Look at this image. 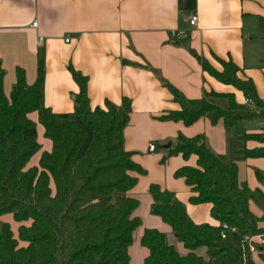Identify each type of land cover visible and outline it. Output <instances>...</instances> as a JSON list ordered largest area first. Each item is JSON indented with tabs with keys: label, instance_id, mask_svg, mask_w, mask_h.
Returning a JSON list of instances; mask_svg holds the SVG:
<instances>
[{
	"label": "trees",
	"instance_id": "16d2710c",
	"mask_svg": "<svg viewBox=\"0 0 264 264\" xmlns=\"http://www.w3.org/2000/svg\"><path fill=\"white\" fill-rule=\"evenodd\" d=\"M188 50L201 67L221 82L233 84L252 103L236 101L231 91L209 90L190 105L178 89L156 74L179 104L158 120L189 124L206 116L212 123L221 119L229 128L237 120L264 117V112L257 110L264 100L256 95L249 77L237 75L238 66L230 58L217 56L222 67L217 69L192 48ZM67 69L77 86L74 107L71 112L55 113L43 103L41 48L36 51L34 81L27 84L23 70L17 67L8 96L2 91L4 71L0 66V215L10 214L18 224L14 236L9 224L0 221V264H128L127 248L140 220L131 216L137 200L126 192L136 182L130 172H144L132 161V153L123 148L122 131L130 101L122 97L119 105L106 101L103 107L90 108L86 77L71 66ZM31 112L36 113L51 147L40 152L37 166L26 167L40 149L35 122L28 117ZM239 136L263 140L264 125L260 132ZM165 151V156L179 153L183 158L195 154L196 165H182L173 176L184 179L191 188L190 202L211 203L209 213L219 222H195L173 192L150 184V213L170 226L187 252L179 254L163 233L144 228L139 244L148 253L142 264H243L239 251L228 243L231 232L225 230L227 237L221 238L220 223L233 226L238 234L262 232L248 202L254 194L260 195L258 190L238 182L236 161L226 162L214 153L202 132L190 136L178 133ZM260 154L264 155V146L245 147L235 157ZM255 171L257 179L264 182V172ZM202 245L207 260L196 251ZM258 256L264 262V247ZM245 264L257 263L248 258Z\"/></svg>",
	"mask_w": 264,
	"mask_h": 264
},
{
	"label": "crops",
	"instance_id": "0c3cea01",
	"mask_svg": "<svg viewBox=\"0 0 264 264\" xmlns=\"http://www.w3.org/2000/svg\"><path fill=\"white\" fill-rule=\"evenodd\" d=\"M193 13L195 24H190L188 18ZM259 18L264 20V0H0L2 91L8 96L17 67L23 70L27 84L34 81L36 51L41 48L43 103L52 112L73 110L72 96L75 97L77 86L68 66L86 77L90 108L103 107L106 101L119 105L122 97L128 98L130 112L122 131L123 148L132 153V161L144 171L130 172L136 182L126 192L137 200L131 216L140 220L132 231V242L136 239L139 244L142 230L152 228L163 233L179 254H185L187 250L176 241L170 226L150 213V184L173 192L195 222L219 221L209 213L211 203L190 202L191 188L184 179L173 176L182 165H196L195 154L185 158L179 153L165 156L163 146L171 143L178 133L190 136L202 132L214 153L226 162L236 161L238 182L260 193L248 202L258 217V226L264 229L261 214L264 182L257 179L255 171L264 172V155L235 157L245 147L264 146V139L239 136L244 132H260L264 117L237 120L229 128L223 126L221 119L212 123L206 116H199L189 124L158 120L167 111L178 109L179 104L156 74L178 89L190 105L209 90L231 91L236 101L242 102L241 90L221 82L201 67L188 50L190 47L217 69L222 68L217 56L230 58L238 66L237 75L249 77L256 95L264 100V22ZM181 29L186 35L170 37V32ZM28 117L35 122L40 149L29 158L26 167L37 166L40 152L51 147L36 113L31 112ZM148 144L155 146L153 151H148ZM0 221L8 223L16 235L18 224L10 214L0 215ZM139 246L134 247L135 264H142L148 253ZM196 251L207 260L203 245ZM256 257L257 264L264 263L258 253Z\"/></svg>",
	"mask_w": 264,
	"mask_h": 264
},
{
	"label": "built area",
	"instance_id": "2783aa9c",
	"mask_svg": "<svg viewBox=\"0 0 264 264\" xmlns=\"http://www.w3.org/2000/svg\"><path fill=\"white\" fill-rule=\"evenodd\" d=\"M195 20H196V14L193 13L189 16L188 22H190V24H195ZM33 25L35 24L33 23ZM173 35L184 36L186 35V31L181 29V30H175V31L170 32V37L173 38ZM242 102L251 104L252 99L248 96H244ZM154 148L155 146L153 144H148V147H147L148 151L151 152L154 150ZM220 224L222 226V228L220 229L221 238L227 237V233L225 232V230L231 233L236 231L233 226L232 227L228 226L226 222H221ZM237 246L239 247V254H240L241 260L243 264H245L248 258H250L251 253L257 254L261 250H263L264 230L262 232H247L243 234H238Z\"/></svg>",
	"mask_w": 264,
	"mask_h": 264
},
{
	"label": "rangeland",
	"instance_id": "374dc122",
	"mask_svg": "<svg viewBox=\"0 0 264 264\" xmlns=\"http://www.w3.org/2000/svg\"><path fill=\"white\" fill-rule=\"evenodd\" d=\"M257 110L259 111H263L264 112V104H262V105H259V107H257ZM38 139H41V138H44V137H37ZM40 144V143H39ZM171 145V144H170ZM170 147V146H169ZM157 148V147H156ZM157 150H158V148H157ZM160 150V149H159ZM261 205H264L263 203L261 204ZM262 207V206H261ZM261 214H263V216H264V207H263V211H262V213ZM237 241H238V235L237 234H231V236L229 237V239H228V243L230 244V246L231 247H234V249L236 250V251H239V247L237 246ZM134 247H139V248H141L140 246H139V244H138V242H137V240L136 239H134L133 240V242H132V244L130 245V247H129V258L131 259V263L130 264H135V258H134V254H135V252H134ZM199 250H201V249H199ZM250 259L251 260H253V262H256L257 261V257H256V254L255 253H251V255H250ZM257 263V262H256ZM204 264H206L205 262H204Z\"/></svg>",
	"mask_w": 264,
	"mask_h": 264
},
{
	"label": "water",
	"instance_id": "95a60500",
	"mask_svg": "<svg viewBox=\"0 0 264 264\" xmlns=\"http://www.w3.org/2000/svg\"><path fill=\"white\" fill-rule=\"evenodd\" d=\"M72 98H74V96H72ZM170 144H171L170 142H167L163 147H164V148H167V147L170 146Z\"/></svg>",
	"mask_w": 264,
	"mask_h": 264
}]
</instances>
